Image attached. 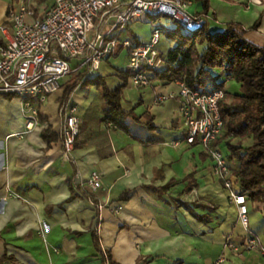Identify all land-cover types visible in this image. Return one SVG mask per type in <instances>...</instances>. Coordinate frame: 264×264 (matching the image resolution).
Wrapping results in <instances>:
<instances>
[{"label": "crops", "instance_id": "1", "mask_svg": "<svg viewBox=\"0 0 264 264\" xmlns=\"http://www.w3.org/2000/svg\"><path fill=\"white\" fill-rule=\"evenodd\" d=\"M54 2L0 0V47L12 35L10 8L29 4L41 12ZM211 2L208 16L215 15L211 31H224L229 22H238L250 41L264 46V0H235L230 11ZM187 3L191 12L203 9L197 0ZM242 11L252 15L243 17ZM259 18L260 28L249 30ZM154 27L148 16L137 18L120 32L124 38L118 33L119 56L104 61L92 75L101 73L111 76L113 85L121 83L129 61L124 41L137 36L146 42ZM176 45L164 34L159 49L167 54ZM212 71L220 75L218 82L224 83L226 93H241L242 84L226 71ZM179 90L177 82L153 80L147 87L128 82L126 108H134L139 116L150 113L157 129L150 130L146 118L141 122L129 118L132 135L141 141L102 124L91 144L75 148L70 159L64 155L62 138L49 143L43 131L52 127L61 135L63 104L79 105L82 123L92 105L102 113L95 106L101 96L97 88L79 87L69 96L66 88L61 89L36 106L37 119L30 118L32 111L19 97L0 94V259L8 251L18 264H103L94 242L97 233L102 252H110L117 264H264L262 208L249 201L247 230L237 204L214 173L213 160L201 144L187 141ZM164 94L174 96L158 102ZM94 171L104 181L97 192L89 186ZM125 193L129 199L122 198ZM195 213L208 217V222ZM249 234L256 238L257 248L247 246ZM140 258L147 261L138 262Z\"/></svg>", "mask_w": 264, "mask_h": 264}, {"label": "built area", "instance_id": "2", "mask_svg": "<svg viewBox=\"0 0 264 264\" xmlns=\"http://www.w3.org/2000/svg\"><path fill=\"white\" fill-rule=\"evenodd\" d=\"M151 19L162 15L177 19L185 34L200 31L206 18L190 12L184 0H55L52 7L37 11L32 5L22 4L9 10L12 35L0 47V94L16 96L32 111L30 118L37 119L36 106L63 89L66 79L87 64L97 71L104 59L111 57L119 46L120 33L140 16ZM7 31V26L1 27ZM164 31L154 27L150 39L136 45L130 40L123 44L128 51L129 82L136 87L151 85V75L163 63L159 44ZM182 99L181 114L187 126V141L201 144L213 160V170L229 191V197L238 206L239 219L249 230V199L237 191L231 180L233 163L221 147L213 142L224 130L220 101L225 98L223 88L212 91L192 90L184 81H178ZM174 94L160 95L164 102ZM66 119L62 129L64 155L70 159L77 137L81 132L82 114L77 104H63ZM32 125V122L29 124ZM104 185L102 174L94 171L89 179L92 191ZM47 228L42 231L46 235ZM245 242L250 248L258 243L251 234ZM264 255V250L262 251ZM220 259L218 262H222Z\"/></svg>", "mask_w": 264, "mask_h": 264}, {"label": "trees", "instance_id": "3", "mask_svg": "<svg viewBox=\"0 0 264 264\" xmlns=\"http://www.w3.org/2000/svg\"><path fill=\"white\" fill-rule=\"evenodd\" d=\"M197 1L203 4V11L197 15L207 19L212 9L211 0ZM150 22L152 23V19ZM176 22L178 26L170 31L168 37L177 45L162 55V65L150 73L151 81L157 80L164 84L184 81L192 90L203 88L212 91L224 85L223 82H218L220 75H214L212 71L222 68L242 84L240 94L226 93L225 98L220 101L224 130L213 142V146L227 149L226 154L231 162L238 164L237 168L233 166L231 169L234 188L244 193L249 201L259 204L264 213V46L250 41L246 37L247 30L242 29L238 22H229L224 31L213 32L206 20L204 27L193 34H185L180 22L177 19ZM261 24L262 18H259L249 30H258ZM158 27L164 31L161 26ZM111 38L119 39V34H112ZM130 41L136 45L141 44L137 36ZM91 66L87 64L79 72L73 73L63 85L67 96L79 87L86 91L95 87L106 104L102 113H97L94 111V105L91 106L84 117L75 148L90 145L92 137L102 124L120 128L132 135L127 120L132 118L136 122H141L146 118L148 128L157 129L154 124L155 118L150 113L139 116L134 108L127 109L125 106L124 88L128 86L131 76L128 69L121 74L122 82L113 85L111 76L101 73L92 75ZM43 138L51 143L62 137L49 127L43 131ZM246 140H249L248 144L245 143ZM72 190L75 191L74 187ZM129 197V193H125L122 198ZM195 216L201 221L208 222V217L198 213H195ZM93 235L103 264H117L110 252H102L100 236L97 233ZM143 261L147 260L142 258L138 260ZM0 264L18 262L7 251L0 259Z\"/></svg>", "mask_w": 264, "mask_h": 264}, {"label": "rangeland", "instance_id": "4", "mask_svg": "<svg viewBox=\"0 0 264 264\" xmlns=\"http://www.w3.org/2000/svg\"><path fill=\"white\" fill-rule=\"evenodd\" d=\"M186 3H187V1H185ZM214 3H215V6L216 7H225L228 11H230V10H232L233 8H235L236 7V4H235V0H214ZM211 4H212V2H211ZM187 6H188V9H189V7L191 6V5H189L188 3H187ZM212 10V9H211ZM189 11H190V9H189ZM203 11V9H201V11H197V12H194V13H196V14H198V13H200V12H202ZM191 12V11H190ZM242 16L243 17H249L250 15H252L250 12H244V11H242ZM215 15H211V16H208L207 17V21H208V23H209V28H210V30H211V25H213V23H214V19H215V17H214ZM152 23H153V25L155 26V27H158V26H161L163 29H164V33H165V35H167V36H170V31L174 28V27H176V26H178V23L175 21V18H173V17H171V16H166V15H162V16H160V17H158V18H154V20L152 19ZM183 31V30H182ZM123 34V32L122 33H120V36ZM125 37V35L123 34L122 36H121V38H124ZM119 47L120 46H118V47H116V49H115V53L114 54H112L111 55V57H109V58H106V59H104L103 60V62L104 61H107V60H111L112 61V57H115V54L116 53H118V54H116V56L118 57L119 56V54H120V52H119ZM128 52V51H127ZM102 62V63H103ZM102 63L101 64H99V68L97 69V71H100L101 70V66H102ZM102 98H103V96L101 95L100 96V98L96 101V104H95V106L98 108V109H100V110H104L105 108H104V106H105V104H103V100H102ZM78 104H81V101L79 100V102H78ZM223 151H224V153H227V149L226 148H223Z\"/></svg>", "mask_w": 264, "mask_h": 264}, {"label": "water", "instance_id": "5", "mask_svg": "<svg viewBox=\"0 0 264 264\" xmlns=\"http://www.w3.org/2000/svg\"><path fill=\"white\" fill-rule=\"evenodd\" d=\"M140 264H143V263H140Z\"/></svg>", "mask_w": 264, "mask_h": 264}]
</instances>
